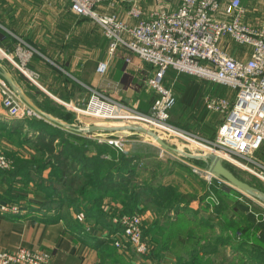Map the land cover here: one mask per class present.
I'll use <instances>...</instances> for the list:
<instances>
[{"label": "built area", "instance_id": "built-area-1", "mask_svg": "<svg viewBox=\"0 0 264 264\" xmlns=\"http://www.w3.org/2000/svg\"><path fill=\"white\" fill-rule=\"evenodd\" d=\"M69 1L73 12L93 19L100 26L108 40L109 56L124 47L152 67L146 85L155 97L148 112L137 111L117 97L108 96L106 91L96 89L85 112L102 118H120L131 111L151 125H169L171 111L178 101L175 85L179 75L195 76L211 86L203 95L204 107L221 118L211 151L245 168H250L249 163L254 164L264 177V158L258 155L264 145V24L245 20L241 0H180L175 8L161 1L149 11L143 9L141 0ZM119 3L128 5L126 17L99 8ZM17 38L14 50L5 53L8 56L13 53L19 69L36 80L39 72L29 63L38 50L22 37ZM225 38L248 49V56L227 50L223 44ZM108 67L109 59H102L97 71L104 74ZM169 71L174 74L167 81ZM0 102L13 118L24 119L33 110L1 74ZM103 140L121 148L117 137L107 135ZM10 164L9 157L0 149V169L8 170ZM0 210L17 213L21 206L4 201ZM255 213L264 214L263 210ZM113 221L122 226L107 234L114 246L137 255L149 252L151 242L144 233L140 213L119 214ZM237 234L242 236L240 231ZM0 264H51V254L25 246L3 249Z\"/></svg>", "mask_w": 264, "mask_h": 264}, {"label": "crops", "instance_id": "crops-1", "mask_svg": "<svg viewBox=\"0 0 264 264\" xmlns=\"http://www.w3.org/2000/svg\"><path fill=\"white\" fill-rule=\"evenodd\" d=\"M161 1L171 8L177 7L180 2L141 0L140 4L145 11H149L150 5ZM241 1L245 8V20L252 24H264V0ZM99 8L122 18L127 16L128 5L119 3L109 8L103 5ZM18 36L38 50L29 63L32 69L39 72L36 80L19 69L13 53L11 56L5 53L14 50ZM223 44L231 53L248 56V49L227 38ZM102 59H109V67L104 74L97 71ZM0 62L13 73L39 106L45 98L53 107L65 106L69 110V105L75 106L71 110L76 111L77 115L72 123L85 121L82 110L92 88L110 91L125 102L141 103L149 110L155 97L146 85L152 67L124 47L109 56L108 40L100 26L93 19L73 12L69 0H0ZM140 86L146 91H142ZM43 109L48 111L47 108ZM28 117H10L0 102L1 129L26 125ZM27 133L32 140L40 135L39 131H31L27 127L19 134ZM11 136L0 135V144L4 147L0 149L18 151L7 140L12 139ZM57 140L59 138L55 139L54 144L56 150H60L62 145L56 143ZM34 147L37 148L36 145ZM76 162L69 159L65 164L66 169L79 167L80 164ZM35 167L20 163L10 171L0 169V204L12 201L21 206V211L17 213L0 210V250H15L19 246L45 250L51 254V264H172L174 253L170 248L159 258L157 253L134 255L114 246L107 240L110 228L104 222L98 220L97 216L89 219L80 215L86 204L82 197L68 202L62 200L67 194L64 190L53 193L54 188H59L67 177L58 179L57 175H51L50 165H46L39 175ZM105 192L106 207L113 205L117 209L123 208V203L111 197L112 190Z\"/></svg>", "mask_w": 264, "mask_h": 264}, {"label": "rangeland", "instance_id": "rangeland-1", "mask_svg": "<svg viewBox=\"0 0 264 264\" xmlns=\"http://www.w3.org/2000/svg\"><path fill=\"white\" fill-rule=\"evenodd\" d=\"M155 6H157V4L150 5L149 9ZM140 89L142 91L145 90L143 86ZM91 90H93V88ZM92 94L93 91L90 92L89 99ZM107 94L110 97H115L110 91H107ZM46 99L47 98L40 103L41 107L47 108L50 113L59 115L68 122H73L77 112L71 109L75 106L69 105V110H67L65 106L53 107L48 104ZM89 99L87 100L86 106ZM117 100L125 102L119 97H117ZM126 103L130 104L133 109L142 113L149 111V109L142 106L141 103ZM85 108L82 110L84 113L82 117L85 118V121L80 122L83 126H87L94 122L88 120L89 118L97 117L89 115L85 112ZM199 114V108L188 107L185 103L179 101L171 112L168 120L169 125H151L147 121L138 119L131 111L121 114L123 117L119 115L118 117H121L116 119H125L142 123L159 133L169 143L177 147L189 152L206 153L211 151L212 142L214 141L213 133L209 131L208 127H214L216 125L213 123L214 117L212 112L206 115L204 119L205 123L198 122ZM28 116L36 120L46 121L47 123L51 122L34 110H31ZM218 116L220 118L219 114ZM51 123H54L53 125H56L59 130L61 129V131L65 132L67 136L73 132L63 125L55 122ZM40 124L41 123L38 121V125ZM29 130L34 131L33 129ZM11 132L9 128H0L1 134L6 136L10 134L13 135L11 136L12 139L7 138V140L18 149V151L14 150L10 152L6 151V149L4 150L11 162L10 169H8L9 171L16 167L18 163L27 164L29 162L36 163L42 161L43 153L38 147H34V142L32 138L29 137V133L19 134L15 132L13 134V132ZM76 132L84 139L95 140L98 143L106 144L108 148H105V152L107 153L104 155L109 161L113 158H120L121 153L129 156L137 154L145 157V161H150L151 164L146 170L139 168L140 174L141 177L146 179V182L151 181L153 178L152 180H154L153 184L155 187L158 183H163L164 185L169 184V189L173 190L175 195L186 192L195 196L189 204H183L181 209L183 211L181 212H179V209H176V207L166 208V206H158L154 201H147L146 199L140 200L134 212H138L143 216L144 233L151 241V248L148 252L149 255L151 253H157L160 258L161 253L165 252L167 248H170L174 253L172 264H248L247 262L249 259L261 258L264 252V244L260 243L255 235H253L251 239H249L248 244L244 246L243 242L240 240L241 237L238 236L237 231L234 230L232 223L241 220L244 224L245 221L244 213L237 206V202L246 203L251 206L255 205L262 209L263 212L264 202H261L208 173L204 160L188 158L171 153L160 147L150 136L129 129L110 132ZM107 135L117 137L120 140L121 148H117L108 141L103 140ZM69 140L71 141L72 138L70 137ZM59 141L60 140H57L56 143ZM0 146V148L4 149L2 144H0ZM75 146L79 147V142H76L74 145H68L67 150L75 156H79L81 160L89 161V164H91L93 168L100 166L106 168L112 167V164L106 163L105 160V162H103L100 158L89 159L81 153H76L74 149ZM143 157L141 158L143 159ZM135 158V161H138L139 167H141L144 161L139 157ZM91 159L95 161V163L92 162ZM225 163L238 176L264 190V177L258 173L259 169H256L257 167H255L254 164L249 163L250 168H245L231 161H225ZM161 189L163 190L164 188ZM148 193L149 195H155L153 191H148ZM157 194L158 193H156V195ZM163 199L165 203H174L172 201L173 196L171 200L165 197ZM105 208L108 214L114 213L113 215L110 214L112 220L113 217L122 213L120 209L113 207V205ZM80 215L83 217L84 213L80 212ZM210 215L216 216V219L211 220ZM263 217L264 214L262 215V218ZM225 225L227 229L223 228ZM130 253L135 255L131 250Z\"/></svg>", "mask_w": 264, "mask_h": 264}, {"label": "trees", "instance_id": "trees-1", "mask_svg": "<svg viewBox=\"0 0 264 264\" xmlns=\"http://www.w3.org/2000/svg\"><path fill=\"white\" fill-rule=\"evenodd\" d=\"M173 74L172 71H169L166 80H170ZM204 84V90L202 91ZM175 87L178 98L177 103L181 101L188 107L199 108L200 114L198 116V122L205 123L204 119L210 111L204 107L201 99L203 98L205 91L210 89V84L195 76L181 74L179 75ZM212 113L214 117L213 123H215L216 126L208 128L209 131L213 133V136H215L221 119L217 113ZM26 120V125L21 124L10 126L11 131L21 133L25 127L33 129L34 131H39L40 135L36 140H33V142L43 153L42 161L36 163L29 162L27 165L29 167L36 165L35 168L39 175L42 174L46 165H50L52 167L51 175H57L56 177L58 179L62 176H66L67 179L64 182H61L59 186V188H61L59 189L55 187L53 193H59L60 190H64L67 194L65 195V199L62 200L68 202H74L79 196L82 197L86 201L83 211L81 210V212L84 213L85 218L90 219L91 217L94 218V216H97L98 220H101L105 223V226L110 228V233L121 229L122 226L112 220V216L110 215L112 213L108 214V211L105 208L104 195H106L105 191H108L109 189L112 190L113 193L111 194V197L115 201L123 203V208L120 209L122 213L120 214L133 213L135 208L138 207V203L141 199L154 201L158 206H166V208L176 207V209H179V212H181L183 211L181 210L183 204H189V202L195 198L191 193L186 192L175 195L173 190L169 189V184L164 185L163 183H158L155 187L153 184L154 180H152L153 178L151 181L146 182V179L141 177L139 168L146 170L150 167L149 165L151 163L150 161H145V157L141 155L135 154L129 156L121 153L120 158H113L109 161L104 155L107 153L105 152V148H108L106 144L98 143L95 140L84 139L77 133H70L69 136L72 138L70 141V137L67 136L65 132L61 131V129L59 130V128L51 122L47 123L46 121L36 120L32 117H28ZM38 121L41 123L40 125H38ZM56 138H59L60 141L58 143L59 145H62L60 150H56V145L54 144ZM76 142H79L80 144L79 147L75 146L74 148L76 153H81L89 159L100 158L103 162L106 161V163L112 164V167L106 168L100 166L93 168V166L89 164V161H83L79 156L72 154L67 150V146L70 144L74 145ZM258 155L264 158V145L261 150L258 151ZM135 157H139L144 161L141 167H139V162L135 161ZM141 157H143V159ZM69 159L76 160V163L80 164V166L77 168L71 166L70 169H66L65 164H67ZM91 161L95 163L92 159ZM18 164L20 165V163ZM161 188L164 189L162 190ZM148 191H153L155 195H149ZM156 193L158 194L156 195ZM172 196V201L174 203H165L163 198L165 197L171 200ZM236 204L244 213L245 221L243 224L241 220H237L232 224L234 230L241 232L242 236L240 240L243 242V245L246 246L253 235H255L260 243L264 244V218H262V215L256 216L255 213L256 211H262V209L255 205L251 206L242 202H237ZM215 217L216 216L210 215V219L212 220L216 219ZM223 228L227 229L226 225ZM110 239L111 238L107 240L111 241ZM247 263L264 264V252L260 259H249Z\"/></svg>", "mask_w": 264, "mask_h": 264}, {"label": "water", "instance_id": "water-1", "mask_svg": "<svg viewBox=\"0 0 264 264\" xmlns=\"http://www.w3.org/2000/svg\"><path fill=\"white\" fill-rule=\"evenodd\" d=\"M0 74L5 78V80L10 84L12 89L17 92L20 97L30 106L34 111L38 112L51 122L66 126L72 131H88V132H110L116 130H133L142 132L151 138L163 149L177 154L179 156H185L193 159H202L206 162V170L215 177L221 178L228 184L238 188L242 192L264 202V190L251 184L250 182L244 180L238 176L227 164L222 156L214 152L206 153H195L186 151L180 147H177L169 143L164 137L159 133L147 127L139 122L128 121L125 119H116V118H102L94 117L89 118L88 120L94 121L87 126H83L78 123L68 122L63 118L57 117L56 115L44 110L40 107L34 99L27 93L25 88L17 81L13 73L5 67L0 62Z\"/></svg>", "mask_w": 264, "mask_h": 264}]
</instances>
